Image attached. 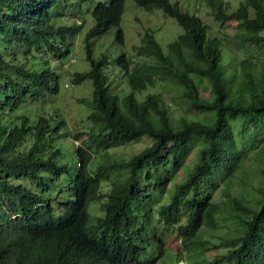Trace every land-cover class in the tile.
Instances as JSON below:
<instances>
[{
	"label": "trees",
	"instance_id": "16d2710c",
	"mask_svg": "<svg viewBox=\"0 0 264 264\" xmlns=\"http://www.w3.org/2000/svg\"><path fill=\"white\" fill-rule=\"evenodd\" d=\"M87 1H95L84 37L89 67L69 78L92 79L93 95L77 99L89 108L88 127L74 134L81 145L71 141V164L58 139L66 119L43 111L46 97L59 91V74L45 62L50 56L69 66L62 59L83 22H53V8L65 0H0V264H154L138 261L153 220L176 229L185 264H264V0H241L232 11L226 0H206L215 20H234L241 30L233 43L242 58L229 56L223 39L177 2L135 0L162 9L183 32L164 48L145 30L134 46L143 60L133 67L120 52L125 90L112 88L103 73L108 57L92 51L93 38L112 26L123 43L124 0H79ZM162 82L185 106L178 115L162 91L167 84L145 92ZM143 138L147 144L128 158L105 153L89 168L93 149ZM251 156L259 181L249 182L251 192L246 185L232 193L237 167ZM213 191L224 201H214ZM94 200L100 213L91 215ZM218 204H225L223 217ZM201 226L214 230L211 238H192ZM212 249L218 251L209 258Z\"/></svg>",
	"mask_w": 264,
	"mask_h": 264
},
{
	"label": "rangeland",
	"instance_id": "374dc122",
	"mask_svg": "<svg viewBox=\"0 0 264 264\" xmlns=\"http://www.w3.org/2000/svg\"><path fill=\"white\" fill-rule=\"evenodd\" d=\"M65 0L66 3H61L53 8V22L55 24H73L76 22H83L81 29L78 34L74 37L73 42L70 45L71 53L63 56V62L68 63V67L63 68L60 60L54 59L53 57L48 58L45 64H49L52 69H55L59 74V91L56 95L51 97H46V101L43 103V111L48 113L49 116L54 117L56 113L60 114L66 119L67 128L70 130L61 129V132L66 133L59 136V142L61 147L64 148L65 160L68 163L76 162V155L74 151V144L81 145V140L74 137V134L78 131L85 130L88 126V120L86 118L89 113V108L83 102L78 101V97L91 98L93 95V83L90 78H83L80 82L72 83L69 78L70 74L75 71H86L89 67V61L86 58L85 52V42L84 37L86 32L93 26L94 19L92 17L90 8L95 1H87L80 3L79 0ZM171 2H177L183 9L189 11L190 13L198 14L203 21L208 26L209 35H218L223 39V50L230 53L229 56H236L237 58H242V49L236 48L238 45L234 44L233 41L236 39L235 34L242 33L240 29L236 27V22L234 20H227L225 23H220L215 20L210 13V7L206 0H170ZM229 3V11L234 10L241 0H226ZM89 7V9H88ZM59 15V16H57ZM79 18V19H78ZM123 35V43H119L115 39L116 26H112L105 33L94 37L92 40V51L95 56L105 54L109 61L107 65L103 67V73L107 75L108 80L112 84V88L116 90L122 88H127V76L118 65H116L115 58L120 52H124L129 59H131L130 67L135 66V62H141V56L136 54L134 46H138L141 43L143 32L148 30L152 32L155 38L166 48V43L174 39L179 33L183 32V28L179 23L170 15L165 14L160 8L146 9L136 3L135 0H124L123 11L121 13L120 23H119ZM228 53L225 55L228 56ZM70 55V56H69ZM246 55V53H245ZM74 57L75 61L69 63L68 58ZM43 59H47L44 57ZM226 64L232 69L235 66L236 71L239 70L238 62L234 59L228 60L225 58ZM229 61V62H228ZM39 63H41L39 61ZM63 63V64H64ZM44 66V64H41ZM167 83L155 85L152 87H147L145 92L152 90H159L161 87L165 86ZM167 88V89H166ZM114 89V90H115ZM164 96L170 103V106L175 115L183 112L185 106L180 101L177 90L173 85L167 84L165 88L162 89ZM123 92L120 91V94ZM204 94L208 95L207 89H204ZM44 99V98H43ZM45 100V99H44ZM42 100V101H44ZM38 101L34 105L35 111L38 110ZM42 109V108H40ZM19 110H25L21 107ZM73 143H72V142ZM147 144V139L143 138L140 140L131 141L125 145H121L115 148L109 149L107 152L101 149H93V158L89 165V168L94 166L95 162L98 161L105 153L109 154L110 158H128L134 152H137L142 147ZM73 150V152H72ZM196 159V148L192 150L187 158V163L193 162ZM252 160V161H250ZM258 159L251 156L249 161L250 164L244 163L243 165L237 167L235 171V176L233 178V183L231 185L230 191L232 193L239 194L241 187H245L248 192H251L252 185L249 182L255 184L259 181L258 178L253 180L255 173L259 167L254 162L258 163ZM183 170H179L177 176H181ZM251 179V180H250ZM107 185H104L106 188ZM214 193V194H213ZM213 200H220L222 198L221 194L218 192H212ZM224 200H220V203ZM95 203L98 204L96 200L89 203V212L91 215L100 213V209L93 206ZM225 204H218V216L223 217L222 207ZM99 210H98V209ZM225 213H229L226 210ZM156 222L144 235L146 243V251L142 256H150L158 252L159 241L158 237L163 241L164 250L160 253L156 264H179L181 260L180 252V241L179 236H177L176 229L171 227H166L159 225ZM228 225H234L231 222V218H227ZM203 231V232H202ZM214 230L208 227L201 226L196 234L192 238H200L202 235L204 237L211 238ZM214 239V238H212ZM220 239H215L214 242H218ZM218 249H212L206 252L209 258H212ZM184 248L182 253H184ZM187 259L183 258L180 264H185Z\"/></svg>",
	"mask_w": 264,
	"mask_h": 264
},
{
	"label": "clouds",
	"instance_id": "9594fccd",
	"mask_svg": "<svg viewBox=\"0 0 264 264\" xmlns=\"http://www.w3.org/2000/svg\"><path fill=\"white\" fill-rule=\"evenodd\" d=\"M141 58H142V57H141ZM71 60H72V62H74V61H75V58L72 57ZM142 60H143V59H142ZM63 65H64V66H67V63H64ZM95 206L98 207V204L95 203ZM158 241H159L158 252H157L156 254H153V255H150V256H142L143 253L146 251V245H145L144 249H142V250L140 251V255H139V257H138V261L143 262V261H147V260H154V264H156V261H157V259L159 258L160 253H162L163 250H164V244H163V241H162L159 237H158ZM179 241H180V240H179ZM136 244H137V243H136ZM180 263H181V261H179V264H180Z\"/></svg>",
	"mask_w": 264,
	"mask_h": 264
}]
</instances>
